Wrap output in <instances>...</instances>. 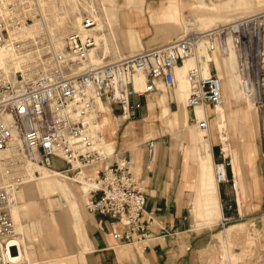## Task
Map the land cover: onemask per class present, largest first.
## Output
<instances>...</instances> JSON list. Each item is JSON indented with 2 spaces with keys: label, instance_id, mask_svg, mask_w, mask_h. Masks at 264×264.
<instances>
[{
  "label": "built area",
  "instance_id": "1",
  "mask_svg": "<svg viewBox=\"0 0 264 264\" xmlns=\"http://www.w3.org/2000/svg\"><path fill=\"white\" fill-rule=\"evenodd\" d=\"M42 23L37 0H0V48L20 60L18 68L0 69V264L13 263L20 254L10 208L21 185L32 179L28 168L33 164L69 175L100 164L97 175L87 176L95 186L88 192L85 209L120 222L121 230L111 228L120 243L151 238L146 194L130 173L128 159L107 162L114 151L108 155L95 146L97 135L102 134L97 127L102 104L116 117L135 118L142 96L159 84L171 92L177 83L175 68L194 57L195 63L186 71V105L214 108L223 103L222 78L209 54L227 50L228 54L236 51L235 72L244 97L254 102L264 99V10L189 30L166 43L142 46L102 63L88 58L94 46L91 15L85 14L80 27L65 35L59 50L53 49L44 33L24 36L26 24ZM204 63L209 64L207 73L202 71ZM136 75L143 78L140 89L135 88ZM196 117L192 112L189 121L207 127V117ZM154 147L149 139L147 161L153 159ZM56 161L64 167L56 168ZM214 176L218 184L228 181L226 162L215 163Z\"/></svg>",
  "mask_w": 264,
  "mask_h": 264
},
{
  "label": "crops",
  "instance_id": "2",
  "mask_svg": "<svg viewBox=\"0 0 264 264\" xmlns=\"http://www.w3.org/2000/svg\"><path fill=\"white\" fill-rule=\"evenodd\" d=\"M251 2L252 0H104L102 4L103 8L106 7V13L101 20L102 35H112L115 41L117 35L124 37L125 45L122 48L117 42L113 45L115 52L120 55L124 53V50L132 51V46L134 47L139 41L141 46H149L175 34L183 19L182 12L185 17L198 16L206 25H209L214 18L224 16L234 9L247 8ZM200 5L206 8L202 11ZM98 35L101 33L98 32ZM228 77L230 80L228 101L238 100L241 94L235 92L236 77L230 70ZM161 87L159 84L157 90L142 96V106L135 118H119L118 122L117 117L114 116L116 127L111 135L114 140V154L106 159L107 162H113L117 157L128 159L130 173L136 177L146 194L145 210L152 216L151 238L143 243H120L111 233L113 226L120 230L123 228L120 222L88 211L83 218L79 212L77 221L71 222L70 228H64L63 239L58 238V232L55 228L53 230L51 222V226H48L49 223L44 226L41 223L40 229H33V232H36L34 236L33 232L25 236L31 264L33 261L48 263V260L61 261L65 264H199V250L203 249L207 242L209 243L211 234L205 227L194 226L188 212L192 211L193 216L206 212L201 208L203 207L201 198L206 195V185H212V182L210 177L200 182L197 158L194 154L197 149L195 140L189 141V145L184 147L183 157L175 148L177 144L170 136L169 125L165 123L161 115V107L168 108L171 114L174 110H182V103L179 101L178 94L165 92ZM208 107L211 114L213 108L209 105ZM192 112L193 110L189 109L188 118ZM244 115L241 111L233 112V116ZM157 120L165 126L164 129ZM173 127L177 130L176 136L184 131L182 124L173 125ZM149 139L155 142L151 161L146 159ZM216 154L224 160L221 149ZM214 155L211 149L213 164ZM190 157L194 158L195 175L190 172L191 170H187L190 164L187 162L185 166L183 161V158ZM238 164L239 179L243 181L245 177L242 176L239 161ZM55 166L56 168L64 167L58 161L55 162ZM87 169L88 173L95 176L100 171L101 165L97 164ZM197 179L201 190L193 198L195 191L191 186H196ZM253 180L260 183L258 175H255ZM216 190L214 209L218 210V205L221 208L223 213L221 223H223L228 221L226 206L231 203L233 189L228 188V184L223 182L216 184ZM53 208H57L53 211L54 213L59 211L58 207ZM43 212L50 213L47 208H44ZM30 213L32 212L27 215H31ZM20 217L23 223L28 221V216L23 213ZM195 219L196 224L202 220L205 221L200 216ZM195 219L192 217L194 223ZM67 225L68 222L63 224L64 227ZM227 227L228 225L225 229ZM212 242L216 245L215 240ZM227 242L228 236H225L228 254Z\"/></svg>",
  "mask_w": 264,
  "mask_h": 264
},
{
  "label": "rangeland",
  "instance_id": "3",
  "mask_svg": "<svg viewBox=\"0 0 264 264\" xmlns=\"http://www.w3.org/2000/svg\"><path fill=\"white\" fill-rule=\"evenodd\" d=\"M41 1H42V7L44 10L46 22L49 28L54 32L60 43L63 42L64 37L68 32L76 28L78 21H76L75 15L81 14L83 17L85 16V14L91 13L94 14V16L98 17V22H100L106 13V10L103 8V4H102L104 0H41ZM206 1H211V0H206ZM260 10H264V0H252L251 5L249 7L244 9H234L228 12L229 15L224 14V16L216 17L214 18V21L209 25H206L202 20L198 18V16L190 15L189 17H185V15H183L182 12L183 19L179 23L178 30L175 32V34L161 41H156L151 45L166 43L183 32L189 30H201L213 26L217 23L226 22L227 20L228 21L235 20L240 16L251 14ZM237 13L238 15L236 16ZM230 14H233V16H231ZM62 15H65V17H62ZM91 32H94V30H92ZM98 32H100V30H98ZM98 32L96 33L98 34ZM104 38L101 40L97 39L98 41L96 43V47L91 50L90 55H93L95 58L101 55H105V58L103 59L105 62L119 55L118 52H115V48L113 47V45L117 42L119 47L122 48V46L125 45V42H124V37L123 36L119 37L118 35L116 37V41L114 40V38H112V35L108 36L105 34ZM141 47L142 46L140 45V41H139L138 44H136L134 47L132 46L133 48L132 51L124 50V53H120V52L119 53L120 55L129 54L140 49ZM233 56H234L233 52H230L229 55L228 53L213 52L212 55L210 56V58L215 61V66L217 68L218 74L222 77V89H223L222 94L225 93L224 88L227 86L228 82L230 81L228 77L229 70L232 71V74H234L236 77L237 88H235V92L241 94L238 87V80L235 72V59L233 58ZM8 59L9 62L8 65L6 66L7 68L4 67L5 69H8L10 67V58ZM192 63H195V58L194 60L187 61L185 65L187 66ZM230 64L232 65L229 66ZM224 103H225V112L227 119L226 121L227 126L226 128H223V130L227 132L226 139H224V141L225 143H228L229 146L232 147V150L235 154L237 153L239 154L238 161L241 165V169L243 172L242 176L245 177V180L241 181L239 179L240 175L238 176V187H239L240 197L238 200L236 197V192L233 189L232 179H234L233 176L234 173L230 162V156L224 155L225 156L224 160H221L220 156H217L216 153H218L220 149L222 150L223 144L220 142L219 139L216 138L215 140H212L213 141L212 149L215 154L213 159L215 163L217 162L227 163L228 182H226V184H228V188L233 189V196L231 197L230 200L231 202L230 204L232 206L231 208L228 209V221H224L223 223H221L222 222L221 218L220 219L215 218L206 221L202 220L199 222V224H196V219L193 216L192 211H189L188 214L190 216L191 223H193L194 226L205 227L208 230V232L211 234V236L208 239L209 243L207 242L206 246L203 249L199 250L198 253L199 264H220L223 259L221 257V254L222 255L224 254V258L228 257V254L233 258H241L242 259L241 264H252L251 260H253L256 256H258L259 254L264 255V247L263 249L260 248L261 246H264V130H263L264 99L257 102L247 101L243 98L241 94L240 99L238 100L234 99L232 101L227 100V102L224 101ZM185 106L184 103L182 102V109H184V111L187 110L189 113L190 108ZM196 108L208 109L209 107L204 106V107H196ZM213 109L211 111V114L209 115V120L213 115L212 114ZM239 111H241L245 115L233 116V112L235 113ZM119 118L120 117H117L118 122H119ZM189 122L193 123L191 121ZM157 123L160 126H162L163 129L165 128V126H163L159 120H157ZM98 128L103 134L102 135L104 139L103 141H105L104 144H101V149L105 153L111 152V145H112L111 137H109L107 132L103 130L100 123H98ZM169 130L171 132L170 136L172 137L173 141H175L177 144L175 148L178 149V151L181 154V157H183L184 147L189 145V141H194V140L185 139L180 134L176 136L175 133L177 132V130L176 128L173 127V125H169ZM212 132L215 135V137H217L218 134L214 126H212ZM223 154H225V152L222 150V156ZM193 159L194 158L192 157H190L189 159L183 158V161L185 166L187 162L190 164V166H187V170H191L190 172H192L195 175L196 169ZM35 168L38 169L37 167ZM84 170L85 172H88L87 168H85ZM211 173H213L212 177L210 176L211 182L213 183L214 164L213 166H211ZM89 175L93 176L94 174L89 173ZM255 175H258L260 177V183L253 180ZM66 180L68 184L73 187V189L75 190L77 189L78 194L80 195V196L78 195L80 201V213L81 216L84 218V216L88 213L84 205L87 195L84 196L83 191L79 190V188L82 183H86V182L82 181L81 183H79L77 181H73L72 179H66ZM89 181L91 184H88V188H90V186L93 183L92 179ZM191 188L193 189V191H195V194L193 196L194 198L195 196H197V192H200L201 190V186H199L198 184V179L196 181V186L192 185ZM56 195L59 196L58 193ZM60 201L61 203H65L63 197H60ZM42 204L44 205V208H47L43 199H42ZM56 209L57 208H53V211H55ZM29 212L30 210H27V213ZM191 216L195 219V223L193 222ZM50 222H51L50 215L49 213H46L43 218L42 225L44 226V224L49 223L48 226H51ZM65 222H68L67 219H65ZM51 223L53 224L52 225L53 230L55 228L58 232V236H59L58 238L63 239L64 228L67 227L70 228L69 225L70 223L68 222V225L64 227L65 225L63 226V224H59L56 218L55 220L53 218ZM232 224H237V226H235L234 230H232L231 232L229 227ZM207 225H211V226H207ZM227 225L229 232L225 234L224 231ZM37 226H38L37 224L34 223L31 224L30 233L33 232V229L36 228L40 229L39 226L38 227ZM35 234L36 232L32 233L33 236ZM225 236H228V242H227L228 243L227 248L229 247L228 254L226 252V247H225ZM214 240L216 241V245H214L212 242ZM202 252L205 254H201ZM29 261L25 259L22 260L19 264H31V262ZM262 263H263L262 260H259L257 261L256 264H262ZM33 264H65V263L61 261L48 260V263L47 261L44 262L33 261Z\"/></svg>",
  "mask_w": 264,
  "mask_h": 264
},
{
  "label": "bare ground",
  "instance_id": "4",
  "mask_svg": "<svg viewBox=\"0 0 264 264\" xmlns=\"http://www.w3.org/2000/svg\"><path fill=\"white\" fill-rule=\"evenodd\" d=\"M200 9L203 11V9L206 8V6L200 5ZM37 8L39 12L42 15L44 23H42L41 26H36L35 24H26L24 27L23 31L25 33L24 36H41L43 33L46 34L49 40L52 41V46L53 49L59 50L62 49L64 43L59 42L57 39L56 35L54 32L49 28L44 10L42 7V1L37 0ZM105 10L106 7L104 6ZM262 9V8H260ZM93 17L95 20V25L90 31L94 30V32H90L91 36L94 38V46L89 50L88 52V58L89 61L92 63H102L104 62L105 55H101L98 57H94L93 55H90V52L93 48L96 47V43L98 40H101L105 37V34L102 35L103 27L101 21L98 22V17L94 16V14H89ZM229 15V14H228ZM233 16V14H230ZM235 15V14H234ZM238 13L236 14V16ZM242 15V14H241ZM62 17H65V15H62ZM84 17V16H83ZM82 15H75V19L77 22V26L74 30L75 31L80 27L81 20L83 19ZM228 21V20H227ZM211 27V26H210ZM100 30L101 35L96 34ZM97 36V38H96ZM98 39V40H97ZM105 39V38H104ZM64 41V40H63ZM105 41V40H104ZM99 43V42H98ZM106 43V42H105ZM150 46V45H149ZM107 47V46H106ZM108 49V48H107ZM230 52L234 53L233 58L235 59V67H236V51L235 50H230ZM229 52V54H230ZM228 53V50L226 51ZM228 54V55H229ZM124 55V54H122ZM122 55H117L114 58L120 57ZM8 56V57H7ZM211 54H209V57ZM10 58V67L8 69L6 66L8 65L9 59ZM194 60V57H188L185 58L183 63L181 65H178L175 69V76H176V86L174 90H171V92H175V94H178L180 97L179 101L181 103H184V106L186 105V96L188 94V86L189 82L186 76V71L187 69L193 65L194 63L190 65H185L187 61ZM213 60V59H211ZM214 61V60H213ZM215 63V61H214ZM20 65V60L16 59L13 57V54L7 50L6 48H0V69L4 71H9L11 68H18ZM3 66V67H2ZM5 67V68H4ZM203 73H207L209 71V65L208 63H204L203 68H202ZM222 78V77H221ZM229 83V82H228ZM134 84L135 88L140 89L142 88L143 85V78L140 75H136L134 77ZM222 87V83H221ZM239 87V86H238ZM163 91L166 92L164 87H162ZM240 90V89H239ZM223 91V89H222ZM178 92V93H176ZM224 94H223V103L217 105L214 107L212 116L209 120V111L208 109H202V108H196V107H204V106H195L193 112L196 114V118L199 120L200 118H205L207 117L208 119V125L205 128H200L196 123H190L188 117V111H184V109H178L174 110L169 114V109L166 107H161V115L164 117V121L167 125H180L182 124L184 126V131L183 133H180L181 136H183L186 139L190 140H195L197 144V149L194 151V154L197 158V167H198V173H199V179L200 182H204V180L208 177H212L211 173V166H213V161L211 157V145H212V140L214 138H218L220 142L223 144L222 150L225 152L224 155L230 156V162L233 170V176L235 177L234 181V186H235V192H236V197L239 200V187H238V176L240 174V166H238L237 161L239 160L238 154H235L232 150V147L229 146L228 143H225L224 139H226V134L223 130V128H226L227 126V119H226V112H225V102L228 100V84L224 88ZM241 92V90H240ZM242 94V92H241ZM243 98L247 101H254L250 98H245L244 95L242 94ZM185 101V102H184ZM187 106V105H186ZM185 106V107H186ZM102 109L104 110V113L102 117L100 118V125L102 126L103 130L107 132L108 136L111 137L112 131L116 127L114 115L109 111V108L106 106L101 105ZM188 107V106H187ZM196 108V111H195ZM190 117V116H189ZM122 119V117H120ZM212 126L215 127L217 131V137L212 132ZM98 127V125H97ZM102 133V132H101ZM103 134H98L97 138L95 140V146L101 149V144H104L105 141H103ZM112 145H111V152H107L106 154L110 155L112 154L114 150V140L111 138ZM37 167L38 169H36ZM88 168V167H87ZM46 169V170H45ZM85 169V168H84ZM84 169H81L79 172L74 173L73 175H69L66 173H61L59 174L55 169H47L38 166L37 164L30 165L28 168V171L31 173L32 179L26 180L19 190L15 194V199L16 203L10 208V214L11 217L14 221V230L16 234V238L20 240V254L16 261L10 264H19L22 260L27 259L29 261V250L27 247V244L25 242V236L31 234V224H37L39 228H41V223L43 221V218L45 216V213L43 212L44 206L41 203V199L45 201L47 205V209H49L50 213V218L51 222L54 218H56L57 222L59 224H65V219L69 223H73L77 221L78 219V213L80 212V201L78 198V191L77 189H73L71 185L68 184L66 179H72L73 181H77L81 183L82 181L86 183H82L79 190L83 191L84 196H88L89 190L95 186V181L92 179L93 183L88 188V184H91L87 176H90L88 172H85ZM38 170L39 173H35L33 171ZM55 171V172H54ZM214 171H215V162H214ZM87 173V174H86ZM92 177V176H90ZM214 178V182L212 185L207 184L206 185V195L203 196L202 203L203 207L202 209L206 210V212H201L200 214H195L194 217L196 218L197 216L205 219L206 220H211L215 219L216 216L218 218H223V213L221 208L218 205V210L214 209L215 206V201H216V195H217V190H216V184L217 181ZM88 188V189H87ZM87 189V190H86ZM59 194L56 195V194ZM60 197H63L65 200V203H61ZM238 202V201H237ZM56 206L59 208V211L57 213H53V207ZM241 209V208H240ZM27 210H30L31 215H27ZM37 213L36 215L33 213ZM21 213L24 215L28 216V221L23 223L21 221ZM37 226V227H38ZM232 226V227H231ZM235 226L237 224H232L230 225L229 229L232 232L234 230ZM237 231V230H236ZM228 227L225 229L224 233H228ZM29 237V236H28ZM264 246H261L260 248L263 249ZM228 252H229V247H228ZM258 254V253H257ZM264 255L259 254L256 256L252 261V264H256L257 261L262 260V264H264ZM222 263L221 264H241L242 259L241 258H233L228 254V257L224 258V254H221ZM24 258V259H23ZM31 262V261H29ZM51 262V261H50Z\"/></svg>",
  "mask_w": 264,
  "mask_h": 264
}]
</instances>
